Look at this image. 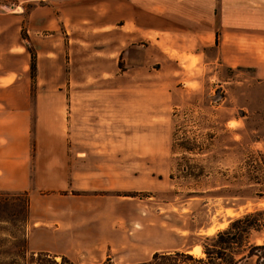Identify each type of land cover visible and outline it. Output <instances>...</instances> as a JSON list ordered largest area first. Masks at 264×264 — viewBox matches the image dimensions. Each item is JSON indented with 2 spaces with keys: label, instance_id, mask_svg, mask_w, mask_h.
<instances>
[{
  "label": "rangeland",
  "instance_id": "rangeland-1",
  "mask_svg": "<svg viewBox=\"0 0 264 264\" xmlns=\"http://www.w3.org/2000/svg\"><path fill=\"white\" fill-rule=\"evenodd\" d=\"M218 1L196 6L188 0L182 7V0H0V15H34L31 24L39 33L24 44L32 52H48L39 80H23L24 86L20 82L9 90L3 86L1 92L90 96L70 102L76 126L69 132L65 113L58 115L72 168L99 172V177L59 192L65 198L59 207L64 204L78 215L99 210L106 214L103 223L117 228L96 247L43 242L32 236L28 192L0 189V250L27 242L31 250L52 251L46 253L57 264H137L156 252L206 259L205 236L245 213L264 210V169L253 168L264 161V36L245 32L236 38L230 55L234 62L247 58L249 63H222L218 40L212 46L206 37L218 26ZM196 9L205 25L198 43L178 30L180 18L182 25L194 24ZM51 13L59 18L55 30L41 22ZM164 25L172 31L158 33L157 43L146 31ZM184 50L200 53L202 60L185 56ZM182 145L194 153L184 152ZM210 229L214 232L206 234ZM249 240L264 244V228ZM196 245L200 256L188 252ZM67 250L68 263H63L55 253ZM261 254L237 264H257ZM13 258L16 263L9 262ZM0 264L23 261L10 250L0 252Z\"/></svg>",
  "mask_w": 264,
  "mask_h": 264
},
{
  "label": "crops",
  "instance_id": "crops-1",
  "mask_svg": "<svg viewBox=\"0 0 264 264\" xmlns=\"http://www.w3.org/2000/svg\"><path fill=\"white\" fill-rule=\"evenodd\" d=\"M187 1L182 0V7ZM193 1L197 6L202 0ZM218 2V26H213L212 31H207L206 37L212 46L215 40H218V59H221L222 63H226L229 67H233L235 63H237L235 65L249 63L247 58L234 62L235 57L230 54L236 52V38L245 32H257L258 38L264 36L262 34L264 32V0H219ZM21 12L0 15V189L28 192L31 202L30 210L33 215L31 224L34 239L57 244L70 243L73 246L88 248L106 244L105 236L112 238L117 233L116 225L103 223L101 217L106 214L99 210L87 215L69 213L64 204V207H59L61 202H65L64 196H57L59 192L73 190L78 180L83 179L84 185H87L92 177H99V172H79L72 168L74 159L70 161L64 131L60 126L61 117L58 115L61 112L65 113L66 129L69 132L71 126H76L70 119L72 117L70 111L75 108V105H71L70 102L88 95L32 94L25 90L13 93L1 92L4 89L3 86L9 90L11 87L17 88L20 82L24 86L23 80H30V83L39 80L40 64L48 61L45 56L48 52L43 53L42 50L37 49L30 52L24 44V40L32 41V35L38 34L39 29L37 24H33L32 27L30 18L32 13V15H23ZM213 13L212 9L214 17ZM228 14L232 15L228 16ZM161 20L165 22L164 18ZM180 20L177 27L181 36L182 33H187L195 37L197 43L202 41L205 25L197 9L192 17L194 24L187 27L182 25V18ZM58 21V16L53 13L49 18L41 19L42 23L49 24L51 30L58 28ZM239 21H252L254 25L249 24L248 27H244L237 23ZM166 29L172 31V28L164 25L163 29L151 28L146 32L153 34L158 43L161 39L158 33H163ZM216 30L220 33L217 36ZM24 32L25 38L22 35ZM150 38H152L151 35ZM178 51L182 54V50ZM39 53L44 56L42 60ZM183 53L187 57L202 60L200 53L185 50ZM32 54L35 64L33 72L30 70ZM179 67H181L180 64ZM198 67L196 64V68ZM52 100L65 101V103L56 104ZM82 107L86 108V104ZM75 119L74 116L73 123ZM89 122V117L83 120L85 124ZM94 197L98 200L104 198L103 202L106 199L105 196ZM37 251L52 253L47 249ZM65 253H68V250L56 251L55 254L66 257Z\"/></svg>",
  "mask_w": 264,
  "mask_h": 264
},
{
  "label": "trees",
  "instance_id": "trees-1",
  "mask_svg": "<svg viewBox=\"0 0 264 264\" xmlns=\"http://www.w3.org/2000/svg\"><path fill=\"white\" fill-rule=\"evenodd\" d=\"M31 58L30 70L33 72L35 70L33 54ZM181 148L184 152L194 153V150L188 146L182 145ZM257 153L260 156L263 155L260 152ZM253 168H256L255 172L262 171L264 161L262 163L257 161L256 167ZM248 179L258 181L257 176L251 178L248 176ZM262 228H264V210L245 213L233 219L225 229L203 238L206 242H210L201 245L206 259L194 258L186 252H156L148 261L137 264H186L187 262L194 264H237L247 257H252L256 252H262L260 257L257 256V264H260V261H264V244L251 243L249 237L252 232H258ZM10 250L17 253L23 264H57L55 261H50V254L29 249L27 242L12 243L7 249L0 250V252H10ZM61 257L63 263H68L67 257ZM15 261L17 260L13 258L9 262L16 263ZM103 264L111 263L106 260Z\"/></svg>",
  "mask_w": 264,
  "mask_h": 264
},
{
  "label": "bare ground",
  "instance_id": "bare-ground-1",
  "mask_svg": "<svg viewBox=\"0 0 264 264\" xmlns=\"http://www.w3.org/2000/svg\"><path fill=\"white\" fill-rule=\"evenodd\" d=\"M222 228V227H221ZM214 231L213 229L208 230V232H206V234H212ZM214 234V233H213ZM261 241H258L257 244H260ZM190 254L194 255V256H200L201 255V248L200 246L196 245L194 246L190 251H188Z\"/></svg>",
  "mask_w": 264,
  "mask_h": 264
}]
</instances>
